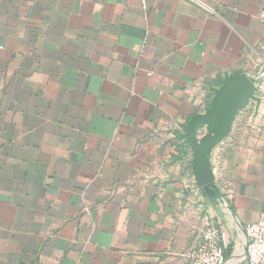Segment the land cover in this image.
<instances>
[{"label":"crops","instance_id":"crops-1","mask_svg":"<svg viewBox=\"0 0 264 264\" xmlns=\"http://www.w3.org/2000/svg\"><path fill=\"white\" fill-rule=\"evenodd\" d=\"M208 2L0 0V264H189L209 221L244 264L264 210V0ZM241 73L255 98L197 168L192 123Z\"/></svg>","mask_w":264,"mask_h":264},{"label":"water","instance_id":"water-1","mask_svg":"<svg viewBox=\"0 0 264 264\" xmlns=\"http://www.w3.org/2000/svg\"><path fill=\"white\" fill-rule=\"evenodd\" d=\"M256 88V77L247 73L236 74L222 86L212 107L205 114L196 117L189 133V141L195 147L194 165L197 168L201 165V153H203L204 147L211 141L221 139L230 132L236 114L246 108L250 99L255 98ZM204 123L209 125L210 133L198 142L195 130L198 125ZM204 179L205 183L210 182L207 178Z\"/></svg>","mask_w":264,"mask_h":264},{"label":"built area","instance_id":"built-area-1","mask_svg":"<svg viewBox=\"0 0 264 264\" xmlns=\"http://www.w3.org/2000/svg\"><path fill=\"white\" fill-rule=\"evenodd\" d=\"M203 9L211 10L208 0H185ZM264 25V5L260 12ZM264 41V30H263ZM246 248L244 264H264V210L257 220L244 227ZM225 233L216 221H209L202 235V240L189 249L186 256L189 264H225Z\"/></svg>","mask_w":264,"mask_h":264},{"label":"trees","instance_id":"trees-1","mask_svg":"<svg viewBox=\"0 0 264 264\" xmlns=\"http://www.w3.org/2000/svg\"><path fill=\"white\" fill-rule=\"evenodd\" d=\"M225 255H226V258H227V256H228V253H225Z\"/></svg>","mask_w":264,"mask_h":264}]
</instances>
